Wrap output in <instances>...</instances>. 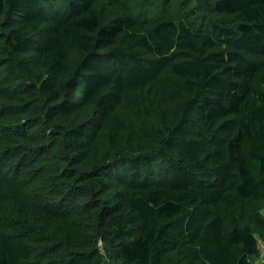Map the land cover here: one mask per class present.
Segmentation results:
<instances>
[{"label":"trees","instance_id":"trees-1","mask_svg":"<svg viewBox=\"0 0 264 264\" xmlns=\"http://www.w3.org/2000/svg\"><path fill=\"white\" fill-rule=\"evenodd\" d=\"M264 0H0V264H253Z\"/></svg>","mask_w":264,"mask_h":264},{"label":"rangeland","instance_id":"rangeland-1","mask_svg":"<svg viewBox=\"0 0 264 264\" xmlns=\"http://www.w3.org/2000/svg\"><path fill=\"white\" fill-rule=\"evenodd\" d=\"M264 214V211H263ZM259 248L261 250V257L259 259L252 260L253 264H264V243L259 239Z\"/></svg>","mask_w":264,"mask_h":264}]
</instances>
